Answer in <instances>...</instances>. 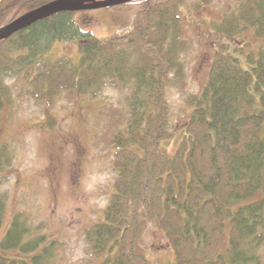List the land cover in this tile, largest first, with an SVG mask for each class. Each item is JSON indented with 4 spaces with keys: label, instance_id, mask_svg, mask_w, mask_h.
<instances>
[{
    "label": "trees",
    "instance_id": "16d2710c",
    "mask_svg": "<svg viewBox=\"0 0 264 264\" xmlns=\"http://www.w3.org/2000/svg\"><path fill=\"white\" fill-rule=\"evenodd\" d=\"M50 0H1L0 26ZM131 27L98 37L62 11L0 40V75L23 70L32 96L46 107L62 92L97 94L131 85L130 117L115 131L113 192L88 230L103 264H154L142 235L155 220L173 264H262L264 248V0H237L215 28L208 74L189 95L190 111L173 151L167 100L171 81L185 77L190 47L183 0H140ZM248 32L261 44L252 47ZM79 42V61L51 60L58 40ZM2 78L0 77V82ZM0 83V87H1ZM9 95L0 89V105ZM7 99V100H8ZM0 148V171L7 162ZM0 198V235L5 221ZM16 213L0 237V264H49L52 244Z\"/></svg>",
    "mask_w": 264,
    "mask_h": 264
},
{
    "label": "rangeland",
    "instance_id": "374dc122",
    "mask_svg": "<svg viewBox=\"0 0 264 264\" xmlns=\"http://www.w3.org/2000/svg\"><path fill=\"white\" fill-rule=\"evenodd\" d=\"M139 1L75 11L73 16L81 27L105 37L131 27ZM236 1L183 0L190 47L182 54L185 77L171 81L167 89L174 136L164 145L170 151L188 118L189 95L200 91L206 80L215 28ZM242 36L252 47L262 42L250 32ZM79 51L78 40L68 39L54 42L48 54L51 60L77 63ZM0 77V89L9 95L0 105V148L6 146L8 157L0 171V198L6 209L0 237L21 213L30 228L28 237L43 234L45 244H52L49 264H103V257L90 251L88 230L102 218L113 192L115 148L110 137L130 117L131 85L109 84L95 95L62 92L46 107L32 96L31 76L23 70L2 71ZM142 243L154 264H173V251L155 220L148 221Z\"/></svg>",
    "mask_w": 264,
    "mask_h": 264
},
{
    "label": "water",
    "instance_id": "95a60500",
    "mask_svg": "<svg viewBox=\"0 0 264 264\" xmlns=\"http://www.w3.org/2000/svg\"><path fill=\"white\" fill-rule=\"evenodd\" d=\"M130 1L133 0H50L22 13L10 22L0 26V40L6 39L34 22L45 19L58 12L98 9Z\"/></svg>",
    "mask_w": 264,
    "mask_h": 264
}]
</instances>
